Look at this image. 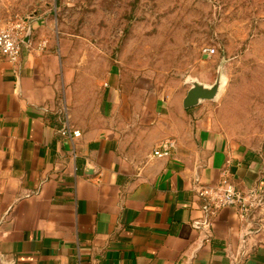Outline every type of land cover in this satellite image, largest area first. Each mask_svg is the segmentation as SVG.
<instances>
[{
	"label": "crops",
	"instance_id": "obj_1",
	"mask_svg": "<svg viewBox=\"0 0 264 264\" xmlns=\"http://www.w3.org/2000/svg\"><path fill=\"white\" fill-rule=\"evenodd\" d=\"M28 22L18 62L0 59L2 264H264V212L210 216L195 192L227 167L264 201V144L229 138L214 106L184 108L186 93L127 89L116 64L89 81ZM167 139L171 155L154 157Z\"/></svg>",
	"mask_w": 264,
	"mask_h": 264
},
{
	"label": "rangeland",
	"instance_id": "obj_2",
	"mask_svg": "<svg viewBox=\"0 0 264 264\" xmlns=\"http://www.w3.org/2000/svg\"><path fill=\"white\" fill-rule=\"evenodd\" d=\"M14 19L39 20L89 81L116 64L127 89L170 97L220 79L202 105L218 110L229 138L264 144V0H0V26Z\"/></svg>",
	"mask_w": 264,
	"mask_h": 264
},
{
	"label": "built area",
	"instance_id": "obj_3",
	"mask_svg": "<svg viewBox=\"0 0 264 264\" xmlns=\"http://www.w3.org/2000/svg\"><path fill=\"white\" fill-rule=\"evenodd\" d=\"M30 27L28 21L24 19L10 20L0 26V59L5 58L12 63H17L22 47L24 46L25 37ZM46 44L41 45L44 47ZM216 52L213 47H207L204 54L212 56ZM62 135L73 139L80 137L79 131H71L67 126ZM175 142L167 139L160 143L153 151L156 158H167L171 155V149ZM195 192L198 197L206 200L207 212L210 216H215L221 209L236 206L239 208L241 216L246 217L251 212H264V201L255 193L243 192L236 188L231 181L230 170L226 167L222 169L219 180L212 185H196Z\"/></svg>",
	"mask_w": 264,
	"mask_h": 264
},
{
	"label": "water",
	"instance_id": "obj_4",
	"mask_svg": "<svg viewBox=\"0 0 264 264\" xmlns=\"http://www.w3.org/2000/svg\"><path fill=\"white\" fill-rule=\"evenodd\" d=\"M31 34H32V27L30 26L25 37V42L30 41ZM221 85L222 84L220 79H218L217 82L212 87H208L201 83L194 82L193 86L189 89L183 100L184 108L190 109L198 106L200 103L204 101L215 100L219 96ZM0 264H2L1 258H0Z\"/></svg>",
	"mask_w": 264,
	"mask_h": 264
}]
</instances>
